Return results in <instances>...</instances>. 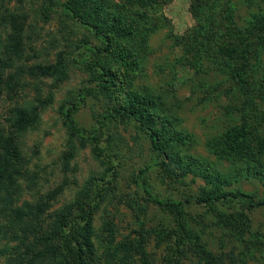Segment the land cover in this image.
Instances as JSON below:
<instances>
[{
    "label": "rangeland",
    "instance_id": "rangeland-1",
    "mask_svg": "<svg viewBox=\"0 0 264 264\" xmlns=\"http://www.w3.org/2000/svg\"><path fill=\"white\" fill-rule=\"evenodd\" d=\"M123 1L112 0L122 5ZM194 3L146 0L143 10L149 16L138 21L147 28L149 50L135 86L161 97L160 113L173 121L182 138L162 168L149 159L148 140L139 137L136 143L132 139L131 127L127 131L119 128L124 140L119 151L112 147L107 150L106 142L101 145L106 164L96 158L93 146L72 135L62 108L89 76L76 65H69L64 78L45 75L40 67L54 65L61 55H68L71 46L87 38L85 30L62 14L46 15L41 0H0V132L7 137L14 110L37 100L34 104L42 121L18 138L27 173L18 190L25 192L24 203L43 205L39 201L44 197H55L48 203L40 236H52L50 231L60 210L76 212L77 192L89 181L100 185L115 181L117 186L113 198L105 201L95 217V255L90 264H163L168 254L172 255L169 250L174 248V240L170 243L162 237L172 230L182 234L180 221L200 236L206 251L214 253L220 264H264V208L249 216V229L244 225L232 231L217 215L223 209L220 206L215 207L217 210L202 205L187 207L180 219L144 200L143 191L134 183L138 170L150 165L146 176L160 199L238 192L264 200V153L221 157L212 144L241 126L247 128L254 142L264 141V38L255 29L264 18V0H217L215 6L196 15ZM213 15L217 18L214 25L220 23L218 29L224 36L240 30L246 35L249 30L254 63L248 78L256 86L250 102L233 80L230 62L218 58L214 45L202 43L201 26L212 25ZM17 23L23 35L22 44L15 48L11 37L17 36L13 28ZM253 33L261 39L253 38ZM111 104L109 99L93 95L79 104L76 120L89 128L94 123L92 107L102 113ZM121 139L115 138V143ZM178 236L182 237H173ZM193 244L185 240L180 264H204ZM122 245H127L130 253L121 250ZM0 262L4 264V259ZM30 262L26 259L18 264Z\"/></svg>",
    "mask_w": 264,
    "mask_h": 264
},
{
    "label": "trees",
    "instance_id": "trees-1",
    "mask_svg": "<svg viewBox=\"0 0 264 264\" xmlns=\"http://www.w3.org/2000/svg\"><path fill=\"white\" fill-rule=\"evenodd\" d=\"M41 1L46 5L45 14L67 16L86 32L87 38L71 46L68 55H61L54 65L40 67L45 75L64 78L68 74L69 65H76L89 76L62 108L72 135L93 146L96 158L102 161L104 147L101 145L106 142L109 147L107 150L112 147L119 151V143L124 142L119 128L123 126L127 131L131 127L134 129L130 131L131 137L136 143L139 137L149 141V159L154 161L153 165L166 168V157L173 153L175 143L182 140L181 134L175 129L173 121L160 113L163 105L161 97L151 90L137 89L135 86L149 50V36L144 32L147 28L145 24L138 23L140 19L149 16L143 10V6H147L146 0H124L123 5L113 3L112 0ZM194 1L193 13L196 15L215 6L217 0ZM210 20L212 25L201 26L204 30L202 43L210 47L214 45L213 50L217 52L218 58L230 62L233 66L232 78L244 94L246 102H250L256 86L248 78L249 69L254 63L249 30H246V35L240 30L224 36L222 30L218 29L220 23L214 25L217 18L213 15ZM255 25V29L263 33L264 38V18ZM13 28L17 36L13 35L11 41L17 48L22 44L23 34L18 23ZM252 37L261 39L255 33ZM93 95L107 98L112 104L102 113L92 107L94 123L84 128L77 122L76 114L80 110L79 104L85 103ZM36 101H28L24 105L22 103L21 107L14 110L7 137H4V132H0V261L4 259V264H18L27 259L31 264H90L95 255V217L105 201L113 198L117 186L115 181H104L101 185L89 181L77 192L76 212L65 213L64 209L60 210L50 231L52 236H40L45 223L44 214L49 209L48 203L55 197L52 195L47 200L44 197L39 201L43 205L29 201L24 203L25 192L18 190L19 181L27 178L19 149L21 140L18 138H22L42 121L41 112L34 104ZM39 103L45 106V103ZM115 138L121 140L115 143ZM219 140H213L212 144L221 157L241 153L258 156L264 153V141L254 142L255 138H251L245 126L231 129ZM102 163L106 164L104 160ZM151 167L148 165L139 169L134 183L143 191L144 200L161 206L180 219L185 216L187 207L202 205L217 210L215 207L220 206L223 209L218 210L217 215L228 228L234 231L245 225L246 230L249 229V216L264 208V200L238 192L209 193L197 199H160L154 195L152 184L146 176ZM117 177L115 173L114 178ZM21 202L22 205H18ZM185 223H178L182 234L172 230L162 237V240L167 239L170 243L174 240V248L169 250L172 255L168 254L163 264H180L185 240L194 242L193 249L201 263H222L214 253L206 251L200 236L187 230ZM174 234L182 237L175 239ZM121 250L126 251V254L131 251L127 245H122Z\"/></svg>",
    "mask_w": 264,
    "mask_h": 264
}]
</instances>
